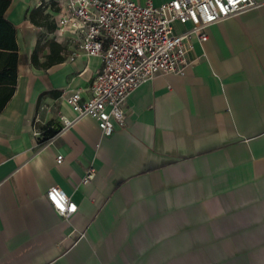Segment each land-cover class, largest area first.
<instances>
[{"label": "crops", "instance_id": "obj_1", "mask_svg": "<svg viewBox=\"0 0 264 264\" xmlns=\"http://www.w3.org/2000/svg\"><path fill=\"white\" fill-rule=\"evenodd\" d=\"M256 1L207 27L201 45L192 37L205 56L183 75L156 74L131 91L125 124L110 136L89 117L58 132L62 116H75L62 90L88 99L101 59H69L72 45L30 22L41 4L54 22L56 0L10 1L4 17L18 58L0 111V264H264V0ZM38 40L39 62L50 42L62 61L32 64ZM52 125L49 142L34 138ZM89 167L95 177L83 183ZM52 185L76 203L69 219L46 200Z\"/></svg>", "mask_w": 264, "mask_h": 264}, {"label": "built area", "instance_id": "obj_2", "mask_svg": "<svg viewBox=\"0 0 264 264\" xmlns=\"http://www.w3.org/2000/svg\"><path fill=\"white\" fill-rule=\"evenodd\" d=\"M256 0H169L153 5L133 0H56L53 36L74 47L73 59L81 52L99 56L101 67L91 80L90 97L83 100L77 90H62L73 119L61 117L63 131L83 117L93 119L102 136H110L115 125L125 124L123 105L136 87L156 74L183 75L185 70L205 56L195 54L196 42L207 38V27L231 16L260 6ZM189 24L177 31L175 25ZM34 132L37 141L49 142L47 130ZM62 155L56 156L60 163ZM95 177L86 169L83 183ZM45 198L62 218L69 219L76 203L57 185L49 186Z\"/></svg>", "mask_w": 264, "mask_h": 264}, {"label": "trees", "instance_id": "obj_3", "mask_svg": "<svg viewBox=\"0 0 264 264\" xmlns=\"http://www.w3.org/2000/svg\"><path fill=\"white\" fill-rule=\"evenodd\" d=\"M11 0H0V111L13 93L16 84V64L18 58L17 44L15 41V28L5 19L4 13L8 8ZM44 5L29 12V20L34 25L46 27L48 31L54 28V22L49 21V13H44ZM50 54L44 62H39L37 52L39 50V40L31 55V62L36 66L49 67L62 61L58 54L59 46L49 43ZM57 52V55L55 53ZM57 128L47 130V135L51 136L56 133Z\"/></svg>", "mask_w": 264, "mask_h": 264}, {"label": "rangeland", "instance_id": "obj_4", "mask_svg": "<svg viewBox=\"0 0 264 264\" xmlns=\"http://www.w3.org/2000/svg\"><path fill=\"white\" fill-rule=\"evenodd\" d=\"M177 26H178V25H177ZM177 26H176V27H177ZM203 49H204V44H203Z\"/></svg>", "mask_w": 264, "mask_h": 264}]
</instances>
